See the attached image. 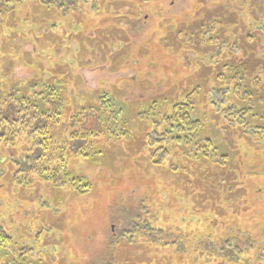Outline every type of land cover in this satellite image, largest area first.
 <instances>
[{
    "label": "rangeland",
    "instance_id": "1",
    "mask_svg": "<svg viewBox=\"0 0 264 264\" xmlns=\"http://www.w3.org/2000/svg\"><path fill=\"white\" fill-rule=\"evenodd\" d=\"M77 4L0 13V103L18 92L42 108L49 85L63 104L47 163L25 167L26 134L0 138V227L15 249L29 264L264 261V0ZM188 101L197 136L149 147ZM199 138L222 166L202 162Z\"/></svg>",
    "mask_w": 264,
    "mask_h": 264
},
{
    "label": "trees",
    "instance_id": "2",
    "mask_svg": "<svg viewBox=\"0 0 264 264\" xmlns=\"http://www.w3.org/2000/svg\"><path fill=\"white\" fill-rule=\"evenodd\" d=\"M27 0H0V13L10 10L14 8L16 4H21ZM42 5L46 7H54L62 9L63 13L73 10L76 11L79 0H38ZM45 90H43L44 96L41 97V107H37V100L32 97H27L25 94H19L18 92L10 93V95L0 103V138L2 141L6 140L12 142L15 137L19 134H26L27 137L32 142V151L31 153L24 159V165L27 169L37 165L42 160L46 163L47 161L44 158H47L46 155L48 153L47 142L50 140V123L56 122L57 117L59 115V111L62 109L61 106L62 100L57 98L59 96H55L56 89L52 86L45 85ZM55 100V101H53ZM225 100V99H224ZM103 106L105 109H108L106 101L102 100ZM190 105L191 102L188 101L183 105H175L172 107L170 115L166 117L165 122L168 123V132L162 133V137L160 139L157 138L158 141H154L149 139L147 141L149 147H152L156 142L165 144L168 134L173 136L175 133V137L171 138V142L175 144H180L184 141L186 143L189 142L194 136H197V125L198 121H193L192 117H190ZM246 109H241L238 111V117L245 118ZM247 117V126H250L249 118ZM94 119V118H93ZM170 126V127H169ZM174 128L176 130H174ZM179 130V131H177ZM6 131V132H5ZM177 131V132H176ZM5 133L7 137H4ZM80 136V132L77 131L73 133L74 135ZM82 134V132H81ZM84 136V134H82ZM75 137V136H74ZM190 138V139H189ZM209 140V139H208ZM207 139H198L197 150L201 151V160L204 163L205 161L210 162L211 160L217 164H224L223 158L217 157L216 159H211L207 157V153L209 149H212V144ZM76 141H73V143ZM72 142L70 143V147ZM205 149V150H203ZM165 150V151H164ZM168 150L165 147H160L155 150L150 148V158H152L154 163H160L161 160L165 159L168 154ZM206 150L208 152H206ZM76 151V150H75ZM199 151V152H200ZM212 152V151H211ZM159 158V159H158ZM40 161V162H39ZM33 162V165H32ZM39 166V164H38ZM52 181H58L59 178L55 173H52L49 177ZM79 182L76 179H72V186L77 189L81 188L78 186ZM132 232V231H131ZM133 232L135 230L133 229ZM13 246V252L16 253L17 258L14 259V264H29L26 253L24 250H27L28 247H22L19 252L15 249V246L12 244L11 238L8 237L5 231L0 227V250H5L7 247ZM20 253V254H19ZM25 253V254H24ZM234 255L241 260L245 257V253H240L235 250ZM253 256L247 255V262L252 260ZM264 257V256H263ZM246 258V257H245ZM261 258V257H260ZM12 264V263H11ZM259 264H264L263 259H260Z\"/></svg>",
    "mask_w": 264,
    "mask_h": 264
}]
</instances>
